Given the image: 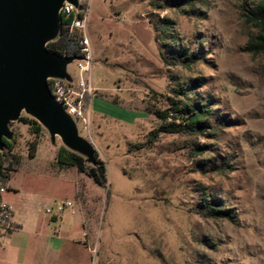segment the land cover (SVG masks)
<instances>
[{"label": "rangeland", "instance_id": "rangeland-1", "mask_svg": "<svg viewBox=\"0 0 264 264\" xmlns=\"http://www.w3.org/2000/svg\"><path fill=\"white\" fill-rule=\"evenodd\" d=\"M253 1L79 0L91 56L88 134L72 120L104 163L107 187L73 167L58 170L60 139L52 144L44 128L36 137L17 121L12 153L23 166L5 191L34 195L40 211L74 205L64 225L82 223L90 264H264V56L244 51L257 33L243 18ZM161 20L172 28L156 41L152 25ZM179 45L203 59L165 64L160 53L177 55ZM66 72L75 79L76 63ZM166 99L210 103L215 130L160 132L170 123L157 117ZM205 195L220 199L233 222L198 214Z\"/></svg>", "mask_w": 264, "mask_h": 264}, {"label": "water", "instance_id": "water-1", "mask_svg": "<svg viewBox=\"0 0 264 264\" xmlns=\"http://www.w3.org/2000/svg\"><path fill=\"white\" fill-rule=\"evenodd\" d=\"M64 2L85 10L79 0H0V152L4 141L13 139L10 124L25 113L48 132L52 144L59 138L65 149L94 165L93 146L48 90L49 79L71 83L66 67L82 60L47 48L60 36Z\"/></svg>", "mask_w": 264, "mask_h": 264}, {"label": "trees", "instance_id": "trees-1", "mask_svg": "<svg viewBox=\"0 0 264 264\" xmlns=\"http://www.w3.org/2000/svg\"><path fill=\"white\" fill-rule=\"evenodd\" d=\"M251 7L243 9L245 14L243 15L245 23L251 25L257 30V33L253 35L248 43L246 44L244 51L251 53L253 55L262 54L264 56V0H254ZM85 9H87L86 3L84 4ZM154 8H157L156 6ZM153 31L155 32L154 39L156 41L162 38L168 39L167 31L172 28V23L168 20H161L158 23L152 25ZM172 40L174 37H169ZM176 41V39H175ZM174 41V42H175ZM177 43V42H176ZM177 45V44H175ZM163 47L167 49H174L171 44H165ZM48 50L54 52L60 56H78L81 54L79 52L80 46L76 40H70L60 34V36L53 42L47 45ZM177 55H164L160 53L161 60L169 65L176 66L178 64H195L197 61L203 59L200 55H195L189 51V48L184 45H179L177 49ZM198 86L197 83L193 82L189 86H186L188 90H194ZM177 95L180 91L176 92ZM152 96H157L156 93L151 92ZM169 104V109L157 113V117L160 121L170 120L166 126L159 129L160 132L167 134H184L188 136L204 137L208 132L215 130V127L210 123V119H219L215 115V111L211 108L210 103L206 102L203 104H188L181 106L178 102L172 99H166ZM19 122L28 127L31 134L34 136H39L42 132V127L31 118L19 119ZM222 126L224 123H221ZM5 147L2 152H0V186H4L6 181H8L14 172L22 169V159L12 153L14 141H4ZM30 146L36 150L37 143L34 141L30 143ZM202 152V151H200ZM30 158H33V154H29ZM54 166L58 169L64 168H75L78 174L86 176L92 181L94 185L101 189H106L107 178H106V167L102 161L95 157L94 165H88L85 163L84 159L65 149L60 147L54 157ZM228 166L226 161H222L221 168ZM198 214L202 217L211 218L214 220H225L228 222H233L234 217L231 212L225 208L222 201L215 196L205 195L202 199V204Z\"/></svg>", "mask_w": 264, "mask_h": 264}, {"label": "crops", "instance_id": "crops-1", "mask_svg": "<svg viewBox=\"0 0 264 264\" xmlns=\"http://www.w3.org/2000/svg\"><path fill=\"white\" fill-rule=\"evenodd\" d=\"M92 102L93 99L88 103L89 111ZM24 196L30 197V200L24 199ZM1 199L12 208L15 230L0 247V264L91 263L92 251L85 244L82 223L78 221V224L65 226L63 215H45L33 207L34 195H24L17 188L5 191ZM75 212L74 207L70 214Z\"/></svg>", "mask_w": 264, "mask_h": 264}, {"label": "built area", "instance_id": "built-area-1", "mask_svg": "<svg viewBox=\"0 0 264 264\" xmlns=\"http://www.w3.org/2000/svg\"><path fill=\"white\" fill-rule=\"evenodd\" d=\"M85 13L86 9L83 12H77L71 4L63 3L60 10L62 22L60 34L67 39L78 42L82 60L75 61L77 77L73 78L71 83L58 79H49L47 84L53 99L88 134L90 115L86 99L92 94L93 90L88 76L91 71V56L89 43L85 35ZM4 192L5 189L0 186V247L15 230L12 223V208L1 199V195ZM66 209L72 212V204L68 201L57 203L54 208H46L43 213L51 217H59L63 215Z\"/></svg>", "mask_w": 264, "mask_h": 264}]
</instances>
